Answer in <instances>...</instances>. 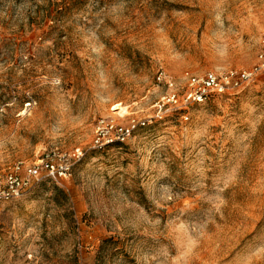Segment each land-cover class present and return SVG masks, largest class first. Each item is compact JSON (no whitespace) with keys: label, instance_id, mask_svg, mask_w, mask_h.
I'll list each match as a JSON object with an SVG mask.
<instances>
[{"label":"rangeland","instance_id":"obj_1","mask_svg":"<svg viewBox=\"0 0 264 264\" xmlns=\"http://www.w3.org/2000/svg\"><path fill=\"white\" fill-rule=\"evenodd\" d=\"M263 27L264 0H0V177L84 154L0 199V264H264V83L156 106ZM100 120L136 127L95 150Z\"/></svg>","mask_w":264,"mask_h":264},{"label":"built area","instance_id":"obj_2","mask_svg":"<svg viewBox=\"0 0 264 264\" xmlns=\"http://www.w3.org/2000/svg\"><path fill=\"white\" fill-rule=\"evenodd\" d=\"M257 45L255 62L251 68L209 70L201 75L184 72L182 92L175 87L171 78L159 72L156 81L165 84L167 93L157 102V108H182L190 102L201 104L214 96L242 88L255 79H260L264 83V27L260 31ZM143 125V122L138 124V126ZM135 127L133 122L125 126L100 120L95 127L92 148L102 150L109 146L123 145L130 139ZM83 155L80 148L62 154L44 150L35 163L25 167L17 164L12 171L0 177V199L8 202L20 198L34 180L69 178L73 164L80 161ZM52 157H56V160H52Z\"/></svg>","mask_w":264,"mask_h":264},{"label":"bare ground","instance_id":"obj_3","mask_svg":"<svg viewBox=\"0 0 264 264\" xmlns=\"http://www.w3.org/2000/svg\"><path fill=\"white\" fill-rule=\"evenodd\" d=\"M114 108H116V109H117V108L120 109V111H119L120 114H122V113L124 112V108L120 107L119 104L115 105Z\"/></svg>","mask_w":264,"mask_h":264}]
</instances>
